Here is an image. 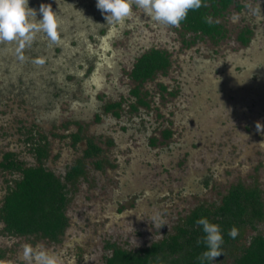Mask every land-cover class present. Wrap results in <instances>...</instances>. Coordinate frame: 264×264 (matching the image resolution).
<instances>
[{"label":"rangeland","instance_id":"obj_1","mask_svg":"<svg viewBox=\"0 0 264 264\" xmlns=\"http://www.w3.org/2000/svg\"><path fill=\"white\" fill-rule=\"evenodd\" d=\"M238 3L218 18L226 36L214 42L135 7L133 18L109 25L97 0H28L37 22L41 4L51 5L61 40L37 32L23 49L0 43V198L5 180L10 191L19 179L5 172L3 155L39 166L32 149L40 142L48 170L64 177L81 158L85 174L68 186L69 227L60 241L7 236L0 222V264H25V244L42 245L63 264H106L110 244L139 251L162 241L196 208L221 205L235 185L259 188L264 202L257 129H264V0ZM245 30L248 44L240 41ZM152 49L168 52L172 64L142 85L139 104L130 73ZM163 86L169 94L160 97ZM111 103L122 109L108 113ZM74 133L83 137L77 146ZM86 138L103 148L99 159L84 158ZM240 233L211 264H235L252 237L264 235V220Z\"/></svg>","mask_w":264,"mask_h":264},{"label":"trees","instance_id":"obj_2","mask_svg":"<svg viewBox=\"0 0 264 264\" xmlns=\"http://www.w3.org/2000/svg\"><path fill=\"white\" fill-rule=\"evenodd\" d=\"M203 4L206 6L189 11L187 18L179 27L197 38H209L218 42L226 36V30L218 18L223 17L233 5L238 9L242 7L238 0H203ZM209 16L213 21L211 24L205 22V17ZM251 34V30H245L240 36V41L248 44ZM170 65L168 52L158 49L147 51L136 61L130 79L137 84L132 95L137 96L139 104H145L143 99L140 100L142 85L153 80L159 72H165ZM118 108L121 109V103L106 105L107 112L116 111ZM31 137L34 139L32 135L29 136L28 141ZM72 139L76 144L82 141L83 137L74 133ZM86 141L84 158L99 157L102 154L101 147L93 138H86ZM43 146L46 149H43ZM32 151L37 156L39 166L26 167L13 153H7L3 157L4 162H7L6 170L18 173L19 179L4 198L0 210V222L4 224V232L9 235L35 236L58 242L69 226V218L66 215L69 204L68 186L85 174L84 160L81 158L76 160L66 175L60 177L43 166L49 151L42 142L39 146L36 144ZM200 218H207L211 223L220 226L224 240L223 248L236 242L243 228L248 225L254 227L257 222L264 220L262 191L257 187L235 185L223 198L221 205L196 208L185 222L176 228L174 235L162 241L139 251H129L110 244L108 247L113 253L111 257H107L106 264H202L199 257L207 248L203 243L205 234L202 226L196 224ZM233 227L238 230L235 239L228 234ZM211 263L212 261H203V264ZM235 264H264L263 234L252 237L250 244L236 258Z\"/></svg>","mask_w":264,"mask_h":264},{"label":"clouds","instance_id":"obj_3","mask_svg":"<svg viewBox=\"0 0 264 264\" xmlns=\"http://www.w3.org/2000/svg\"><path fill=\"white\" fill-rule=\"evenodd\" d=\"M203 0H97L96 7L105 14L107 24H123L125 20L134 16V7L142 11L152 21L165 26L179 27L187 18L189 11L205 7ZM40 14L42 19L37 22L36 11L28 6V0H0V43H17L20 49L30 45L37 32H43L52 44H58L61 40L60 18L51 5L41 4ZM239 17L233 15L231 20L237 22ZM205 22L211 24L212 18L205 17ZM23 59V57H21ZM257 129L264 131L260 124ZM202 226L203 243L207 250L199 259L203 261H215L222 253L224 243L220 226L211 223L207 218L196 221ZM229 236L236 238L238 230L233 227ZM20 259L25 264H63L60 256L53 254L37 244L23 246Z\"/></svg>","mask_w":264,"mask_h":264},{"label":"flooded vegetation","instance_id":"obj_4","mask_svg":"<svg viewBox=\"0 0 264 264\" xmlns=\"http://www.w3.org/2000/svg\"><path fill=\"white\" fill-rule=\"evenodd\" d=\"M148 51H150V50H148ZM144 52H147V50L146 51H144ZM171 64H172V61H171ZM149 82V81H148ZM147 83V82H146ZM146 83H144L143 85H145ZM162 91H164V92H162ZM133 92V91H132ZM160 97L162 96V94H169V92H168V88H164V86L160 89ZM122 104V103H121ZM123 105V104H122ZM155 106H157V105H155ZM150 108V107H149ZM122 109V108H121ZM112 113H113V111H111ZM109 113V112H108ZM114 114H116V112H114ZM158 118H159V116H158ZM170 119V118H169ZM167 123V126H172L173 124H174V122L172 123H170V121H167L166 122ZM167 131H170L171 133H172V135H171V137L170 138H172V137H174V131H173V129H166V130H164V132L163 133H165V132H167ZM163 133H162V135H163ZM163 138H164V136H163ZM170 138H166V139H170ZM28 139H29V136H28ZM165 139V138H164ZM86 140V139H85ZM79 142H81V141H79ZM79 142L78 143H76L75 144V146H77L78 144H79ZM97 142V141H96ZM86 143H87V141H86ZM98 144V143H97ZM112 144V143H111ZM114 144V143H113ZM99 145V144H98ZM107 145L109 146V143H107ZM99 146H101V145H99ZM103 149V148H102ZM14 154V153H13ZM102 154H103V152H102ZM5 155V154H4ZM4 155H3V157H4ZM98 159L100 158V156L99 157H97ZM3 159V158H2ZM90 159H92V158H90ZM97 163H99L100 161L99 160H97L96 161ZM6 173H8V172H10L9 170H6L5 171ZM4 172V173H5ZM12 173H14V172H12ZM18 174V173H17ZM56 174V173H55ZM57 175V174H56ZM66 175V174H65ZM61 177V176H60ZM16 181V180H15ZM15 181H14V183H15ZM5 183H6V186L4 187V189H3V194H2V196H1V198H0V210H1V208H2V206H3V201H4V198H5V196L7 195V193H8V184L10 185V184H12V183H10V181H8L7 179L5 180ZM13 185V184H12ZM69 227V226H68ZM68 227H67V229H68ZM66 229V230H67ZM2 230H3V234H5V235H7V236H12V235H9L8 233H6V232H4V226H3V228H2ZM66 230H65V232H64V234L60 237V238H62L64 235H65V233H66ZM12 237H16V236H12ZM61 240V239H60ZM59 240V241H60ZM0 255H1V253H0ZM3 255V254H2ZM2 255H1V257H2ZM1 259V258H0Z\"/></svg>","mask_w":264,"mask_h":264}]
</instances>
